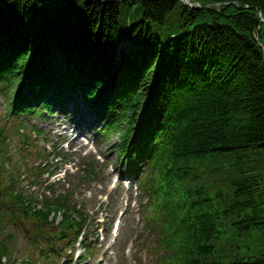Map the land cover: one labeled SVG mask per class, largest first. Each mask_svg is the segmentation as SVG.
Masks as SVG:
<instances>
[{"label": "trees", "instance_id": "obj_1", "mask_svg": "<svg viewBox=\"0 0 264 264\" xmlns=\"http://www.w3.org/2000/svg\"><path fill=\"white\" fill-rule=\"evenodd\" d=\"M188 1L223 6L211 11L189 10L179 0H0V68L11 73L7 83L17 76L29 81L38 72H55L45 61L64 62L77 55L72 61L77 58L89 67V86L105 87V67L132 13L138 21L119 68L122 91L131 96L115 128L132 125L144 102L140 93L147 96L153 81L146 117L166 116L169 111L176 115L153 165L163 173L164 188L190 187L181 203L191 197L192 212L182 213L187 215L183 222L176 220V213L184 208L172 207L176 201L171 193L154 189L150 194L157 218L162 211L163 233L171 235L166 242L172 255L164 264H264V254L251 261L242 251V235L264 233V23L258 18L261 13L264 21V0ZM232 4L250 9L237 10ZM53 13L70 21L83 19L77 34L65 37L47 29ZM176 28L191 33L170 42L158 60L160 39ZM54 51L60 55L47 56ZM220 159L230 172L227 187L208 190L204 177ZM10 186L5 184L1 195H11L20 214L29 218L23 199L12 196L17 190ZM64 201L62 197L50 202L32 214L34 221L41 225L49 213L59 210L73 227ZM5 216L0 205V219ZM40 238L48 240L45 235Z\"/></svg>", "mask_w": 264, "mask_h": 264}, {"label": "rangeland", "instance_id": "obj_2", "mask_svg": "<svg viewBox=\"0 0 264 264\" xmlns=\"http://www.w3.org/2000/svg\"><path fill=\"white\" fill-rule=\"evenodd\" d=\"M53 55H60V54L54 51L52 54H48L47 56H53ZM76 56L77 55H75L74 57ZM72 58L70 59L63 58V60H65L63 65H67V68L75 69L76 67L75 61H77V58H75V60L73 61H72ZM29 63H31V58L29 59L26 67L24 68L23 73L27 71V67L29 66ZM18 77H20V79L22 80V83L26 82L28 79V77L26 76L25 77L17 76L16 77L17 86L20 82ZM154 87H155L154 82L152 81L150 85V88H151L150 93L147 96L145 92L140 93V96L143 97V101L145 103H148V105L151 102L150 97H152V92L154 91ZM4 111H5V103H4L3 98L0 97V126L4 123L6 119ZM55 118L57 117L49 119L42 124H40L41 120L38 118H34V117L27 118L28 122L32 121L33 126L37 127L38 129L44 132L45 138H47L50 143L46 144L45 142H43V138H40L39 145L41 147H44L49 152H52L53 144L63 141V139H61V133L63 134L61 128L63 125L57 122V120L60 118H57L56 120ZM28 122H26V124ZM44 125H46V127H44ZM56 129H59L58 133H56ZM64 140H66V138H64ZM95 140H93L94 143H95ZM15 141L16 139L13 140L14 143H12L11 147L7 149L8 153H11V152L14 153L15 148L13 146L15 145ZM112 141L113 139L111 138L109 140V143H111ZM109 143L108 144L101 143L99 145H97L96 143L94 145L91 142L78 143L75 149H73L69 153L65 151L64 159L69 163L71 171H73V169L74 171H76L75 167H77L78 164L88 163L91 160L95 162L96 157L98 155L101 157L102 155L105 156V151L107 150ZM21 147L24 148L25 145H21ZM29 150H30L29 159L30 160L32 159L33 160L32 162L34 163L38 154H40L38 143H35V145H33L32 147H29ZM102 159L105 160V163L108 165L112 163V161L115 159V156L113 153H110V154L108 153L106 158H102ZM58 160L59 162L57 164V168H58V173H60L59 170L62 167V162H61L62 160L60 159ZM74 164L76 165L75 167H73ZM36 165H38V163ZM9 176L11 177V179L19 178L16 168L9 167L3 175H0V182H4L5 180L8 179ZM208 182H209L210 187L214 189H219L225 184L224 176L219 175V174L209 176ZM49 183L50 182L48 181L47 185H49ZM106 183H108V180H106ZM43 185H45V180L44 178H40L39 184H29V183L27 184V182H23L22 187L26 191H28L29 186L30 187L35 186L37 188L34 190L39 192V194H41V193H44L43 188H41ZM104 185L105 183L100 180L98 182L93 183L89 191L87 192H84L82 188L80 192H82L83 195L79 197V202L80 203L87 202L88 205H94L96 206V209H100V210L102 209L101 214L105 216L109 215L110 218H109L108 228H110V225L116 218L120 219V225H119V230H118V244L116 246L117 252L111 258V262H113L114 264H151L148 261H151L152 257L150 254L152 252L150 250V254H149V250L147 248L150 247L149 245H150V242L152 241V237L147 239V233L142 230V222L140 218V215L142 214V210H139L138 206L134 204L135 196H139V193L137 192V194H134V192H131V195L126 194V193L115 194V193L109 192L106 189V185L105 187ZM34 194H36V192H34ZM139 198L142 199V196H140ZM20 224L10 225L9 231L14 230L16 227L20 226ZM23 228H26V227H24L23 225ZM5 235L6 234H3L2 238L5 237ZM18 235H19V232L16 233V236ZM139 238L147 239L143 247L137 246L136 241ZM17 242L18 240L16 241V243ZM243 243L245 244L243 245V249H244L243 252L247 251L245 252L246 258L255 259V258H258V256L261 255V253L264 254V251H262V249H264V233L259 232L255 235L254 234L248 235L247 237L243 238ZM16 248L17 247L15 246V249ZM18 249H19L18 253L20 254V257H23L25 255L23 253L25 249V246L23 245V243H20L18 245ZM144 251H147L148 253L147 258L144 257ZM98 253L99 252L95 253V256L91 259V263L95 261ZM15 257L16 255H14V258Z\"/></svg>", "mask_w": 264, "mask_h": 264}, {"label": "bare ground", "instance_id": "obj_3", "mask_svg": "<svg viewBox=\"0 0 264 264\" xmlns=\"http://www.w3.org/2000/svg\"><path fill=\"white\" fill-rule=\"evenodd\" d=\"M88 22H83V25H86ZM19 39V38H18ZM50 61L49 60H47L46 61V63L45 64H48ZM88 68L89 67H87V66H83V71H85V72H88ZM29 72V71H28ZM51 73L52 72H50V73H46L45 75L44 74H40L39 72H38V74H35V76L34 77H32V79H31V77H30V79H29V81H31V83H33V82H36L37 80H35V78H37V77H40V75H42V77H41V79L42 78H50L51 77ZM61 86L59 85V87L58 88H60ZM64 95L67 97V99H69V101H74V98H76L77 97V90H76V88L74 87V86H72V85H70L64 92ZM106 113H111V114H114L115 115V111H108V112H104V114H106ZM98 116H94L93 117V119H96ZM150 166L151 165H148V167L147 166H145L144 168H143V174H141V175H143L144 177H146V175H149L150 173H151V171H150ZM52 255H55V254H52Z\"/></svg>", "mask_w": 264, "mask_h": 264}, {"label": "water", "instance_id": "obj_4", "mask_svg": "<svg viewBox=\"0 0 264 264\" xmlns=\"http://www.w3.org/2000/svg\"><path fill=\"white\" fill-rule=\"evenodd\" d=\"M182 3L184 5V7L186 8H189L191 10H210V9H213V8H216L218 6H221L222 4H214V5H208L206 7H198V6H195L194 4H191L188 0H182ZM238 10H241V8L237 7Z\"/></svg>", "mask_w": 264, "mask_h": 264}]
</instances>
